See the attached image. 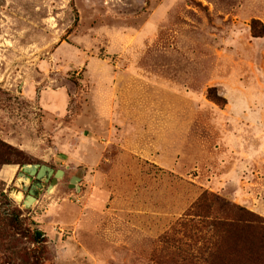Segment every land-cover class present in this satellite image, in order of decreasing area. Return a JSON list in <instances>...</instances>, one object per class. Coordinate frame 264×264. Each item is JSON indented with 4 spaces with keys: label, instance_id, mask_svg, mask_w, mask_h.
I'll return each mask as SVG.
<instances>
[{
    "label": "rangeland",
    "instance_id": "obj_1",
    "mask_svg": "<svg viewBox=\"0 0 264 264\" xmlns=\"http://www.w3.org/2000/svg\"><path fill=\"white\" fill-rule=\"evenodd\" d=\"M250 213L264 0H0V264H264Z\"/></svg>",
    "mask_w": 264,
    "mask_h": 264
},
{
    "label": "water",
    "instance_id": "obj_2",
    "mask_svg": "<svg viewBox=\"0 0 264 264\" xmlns=\"http://www.w3.org/2000/svg\"><path fill=\"white\" fill-rule=\"evenodd\" d=\"M22 171L18 173L20 178L25 179V181H30L31 177L37 178L38 187H41V179L45 177L46 175L48 177H51L53 174L54 177L48 187L49 191L53 188V186L57 183L58 178L63 177L64 171L63 170H55L51 168L50 166L44 165V164H25L22 167ZM48 180V179H47ZM78 180V177H73L71 180V186H74L75 181ZM25 190H29V195L27 196V199L24 201V204L26 207L31 206L33 201L36 200V196L38 195V188L35 185L32 187H29L28 185H24Z\"/></svg>",
    "mask_w": 264,
    "mask_h": 264
},
{
    "label": "trees",
    "instance_id": "obj_3",
    "mask_svg": "<svg viewBox=\"0 0 264 264\" xmlns=\"http://www.w3.org/2000/svg\"><path fill=\"white\" fill-rule=\"evenodd\" d=\"M256 25V22H255ZM258 36V35H255ZM250 215L252 216V219H246V220H240V218H220V219H216L214 220V225L215 226H220L222 224H226V225H231V224H236V223H245V226L250 227L252 229H260V230H264V219H262L261 217L256 216L253 213H250ZM34 236L37 242H46V237L45 234L36 229L34 231Z\"/></svg>",
    "mask_w": 264,
    "mask_h": 264
},
{
    "label": "flooded vegetation",
    "instance_id": "obj_4",
    "mask_svg": "<svg viewBox=\"0 0 264 264\" xmlns=\"http://www.w3.org/2000/svg\"><path fill=\"white\" fill-rule=\"evenodd\" d=\"M56 172V171H55ZM54 175L55 174H53L51 177H48L47 175L45 176V177H43L42 179H41V184H42V186L41 187H38V181H37V178H35V177H31L32 179H33V181L30 183V186L29 187H32L33 185H35L36 184V186H37V188H38V191H39V189H42V187H43V182H46V181H49L51 178L53 179V177H54ZM48 179V180H47ZM52 179H51V181H52ZM51 183V182H50ZM29 195V190H28V192L26 193V197ZM25 197V198H26Z\"/></svg>",
    "mask_w": 264,
    "mask_h": 264
},
{
    "label": "bare ground",
    "instance_id": "obj_5",
    "mask_svg": "<svg viewBox=\"0 0 264 264\" xmlns=\"http://www.w3.org/2000/svg\"><path fill=\"white\" fill-rule=\"evenodd\" d=\"M51 191V190H50Z\"/></svg>",
    "mask_w": 264,
    "mask_h": 264
}]
</instances>
